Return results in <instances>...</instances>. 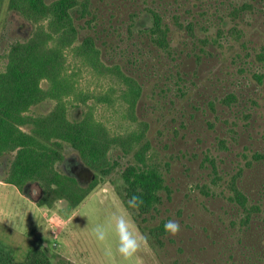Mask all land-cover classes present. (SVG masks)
Segmentation results:
<instances>
[{"label": "trees", "instance_id": "trees-1", "mask_svg": "<svg viewBox=\"0 0 264 264\" xmlns=\"http://www.w3.org/2000/svg\"><path fill=\"white\" fill-rule=\"evenodd\" d=\"M8 8L31 30L0 71L6 183L36 184L41 205L74 207L86 190L56 171L63 145L100 175L114 169L112 150L131 154L122 197L143 198L134 218L163 264H264V0H8ZM82 71L106 85L82 93ZM68 98L83 108L72 120ZM46 101L51 111L29 114ZM97 107L110 117L98 119ZM182 158L201 173L172 212L180 190L171 172ZM191 202L211 220L180 221L188 242L165 233ZM43 253L17 261L0 249V264H52Z\"/></svg>", "mask_w": 264, "mask_h": 264}, {"label": "rangeland", "instance_id": "rangeland-1", "mask_svg": "<svg viewBox=\"0 0 264 264\" xmlns=\"http://www.w3.org/2000/svg\"><path fill=\"white\" fill-rule=\"evenodd\" d=\"M30 30V23L16 12L9 10L8 0H3L0 9V71L4 68L3 57L10 45L25 40ZM70 61L72 62V59L68 55V63ZM106 81L97 80L90 72L82 71L78 79V88L82 93L96 92L97 88L106 85ZM41 87L45 88L46 83H42ZM68 99L73 104H67L66 116L72 120L79 117V109L83 108L79 107L80 105L72 98ZM52 108L53 103L46 101L32 107L29 114L43 115ZM110 112H107L104 107H97L96 116L100 120H106L110 117ZM259 114L264 117V108L259 111ZM111 123L114 127L119 125V121L111 120ZM23 130L28 131L26 128ZM179 147L189 149V144H180ZM60 153L62 156L73 153L79 157L67 145H63ZM131 157V154L124 156L120 151L112 150L109 154V161L114 169L106 175L94 173L95 179L85 189V197L74 207L63 199L47 201L44 205L39 204L43 195L39 197L38 186L31 184L27 192L23 194L22 188L6 183L7 172L4 177L0 178V249L4 253H11L17 261H21L28 254H42L45 249L46 257L52 264H109L104 248L92 236L91 228L97 220L103 219L112 210H122L124 187L121 175ZM10 162L9 160V166ZM80 162L82 163L81 159ZM197 164V160L189 162L187 158H182L173 165L172 186L179 188L180 193L177 192L175 195V201L171 205L172 212L175 205L183 200L186 188L198 180L201 171ZM59 165H56V171L64 176ZM33 190L36 191L35 194ZM194 194L198 197L196 191ZM208 207L211 208V205L209 204ZM213 207H216V204H212ZM196 211L195 202H191L184 209V215L176 221L189 224L190 220L194 224L202 222L206 224L211 220L209 214ZM189 212L195 213L191 219H189ZM176 238L188 242L189 232L182 231ZM157 252V249L148 241L144 251L140 254L139 264H163Z\"/></svg>", "mask_w": 264, "mask_h": 264}, {"label": "clouds", "instance_id": "clouds-1", "mask_svg": "<svg viewBox=\"0 0 264 264\" xmlns=\"http://www.w3.org/2000/svg\"><path fill=\"white\" fill-rule=\"evenodd\" d=\"M144 200L132 195L121 209L112 210L103 219L97 220L91 228L96 242L104 248L109 264H139L140 254L148 244V236L142 233L135 221ZM165 233L175 237L181 231V225L174 219L163 225Z\"/></svg>", "mask_w": 264, "mask_h": 264}, {"label": "flooded vegetation", "instance_id": "flooded-vegetation-1", "mask_svg": "<svg viewBox=\"0 0 264 264\" xmlns=\"http://www.w3.org/2000/svg\"><path fill=\"white\" fill-rule=\"evenodd\" d=\"M77 153V152H76ZM9 160L10 157L7 155H4L0 157V178L4 177L8 170H9ZM59 169L61 170L62 174L75 181V183L81 188L86 189L91 182L94 181V174L85 167L81 162L80 158L76 156L75 154H68L67 156H63V159L59 165ZM33 184V183H31ZM31 184L29 183L28 186L25 187V192L30 188ZM23 187V188H24ZM40 190V198L42 197V190L38 186ZM23 192V191H22ZM36 191L33 190V194H35Z\"/></svg>", "mask_w": 264, "mask_h": 264}, {"label": "water", "instance_id": "water-1", "mask_svg": "<svg viewBox=\"0 0 264 264\" xmlns=\"http://www.w3.org/2000/svg\"><path fill=\"white\" fill-rule=\"evenodd\" d=\"M26 186H28V184H27ZM22 191H23V194H24V193H26V192H25V187L23 188V190H22Z\"/></svg>", "mask_w": 264, "mask_h": 264}]
</instances>
